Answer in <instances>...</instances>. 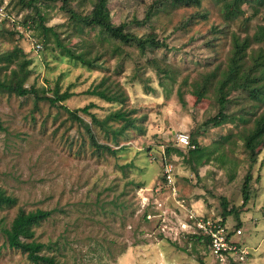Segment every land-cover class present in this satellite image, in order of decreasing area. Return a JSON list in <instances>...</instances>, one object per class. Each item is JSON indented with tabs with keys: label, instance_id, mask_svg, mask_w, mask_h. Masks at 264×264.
I'll return each mask as SVG.
<instances>
[{
	"label": "rangeland",
	"instance_id": "rangeland-1",
	"mask_svg": "<svg viewBox=\"0 0 264 264\" xmlns=\"http://www.w3.org/2000/svg\"><path fill=\"white\" fill-rule=\"evenodd\" d=\"M95 1L69 4L88 14ZM61 5L0 0V56L18 49L12 60L0 59V74L27 61L26 86L51 96L57 89L74 93L61 102L70 109L93 103L89 113L80 111L81 122L34 95L0 91V189L18 198L13 206L0 205V220L10 225L21 209H54L34 226V238L60 264H264V144L252 167L245 149L264 100L232 93L226 112L233 122L215 127L205 123L220 110L216 83L202 99L194 93L206 74L217 71V82L227 67L233 33L253 35L264 24V0H237L241 13L232 18L214 0H109L112 22L124 23L137 40L129 44L99 26L75 23ZM42 22L53 27L47 42ZM148 36L156 45L143 51L138 39ZM262 46L254 43L249 51ZM103 78L124 92V103L86 92ZM119 109L134 124L93 121V114L102 120ZM181 132L202 150L191 154L196 147L179 144ZM231 209L223 223L242 229L233 237L241 251L222 260L198 221L223 220ZM0 264L34 263L0 233Z\"/></svg>",
	"mask_w": 264,
	"mask_h": 264
},
{
	"label": "trees",
	"instance_id": "trees-1",
	"mask_svg": "<svg viewBox=\"0 0 264 264\" xmlns=\"http://www.w3.org/2000/svg\"><path fill=\"white\" fill-rule=\"evenodd\" d=\"M42 0H20V3L25 7L34 8L38 2ZM61 1V9L70 14V19L77 24L99 26L110 37L117 39L121 43L129 44L135 41V37L128 33L125 29V24L116 25L112 22L111 11L109 8V0H96L93 9L88 14H82L76 9L70 6V0H53ZM202 0H175V2L200 5ZM249 1V0H246ZM160 1H157L159 3ZM214 2L220 6L222 12L228 18L238 16L241 11L237 9V0H214ZM161 3V2H160ZM263 4V2L261 3ZM159 7L153 6V8ZM258 11L255 10V14ZM154 11L151 9L146 14L145 21H148ZM251 18V15H250ZM43 21V18H42ZM42 28L46 34L44 35L45 42L48 41V31H53V27H47L44 23H41ZM57 36V33H55ZM137 41V40H136ZM138 44L145 51L149 46H155V39L152 36L146 38H139ZM231 51L228 57L227 67L221 71L220 77L217 82V71H212L206 74L202 81H198L195 85L194 93L199 99L206 97L211 84L217 85V101L220 106L219 113L206 120L207 125H213L215 127L222 126L224 124L233 122L234 116L227 113L228 103L230 95L236 91H244L248 94V97L255 101L264 100V47L262 46L254 52H250L249 48L254 43L264 44V24L258 25L257 30L253 35H246L241 37L237 33H233L231 38ZM60 44V43H58ZM66 54L72 59L81 58L73 53L69 48H65ZM13 55H18V49H15L7 54L1 55L0 59L12 60ZM29 76V69L27 68V61L22 63L19 68L12 69L10 74H0V91L15 93L19 96L34 95L39 100L49 101L53 105H60L64 108L69 115L76 120L84 122L80 116V111L88 112L93 103L86 105L82 108L70 109L61 102L68 98H71L74 93L66 90L60 92L59 89L55 90L54 95H47L43 89L36 87L35 85L26 86L25 82ZM87 93L95 96H99L109 102H122L126 100V95L123 91H113L109 85H106V79L103 78L101 82L94 87L88 89ZM93 116V121L98 124H106L109 120H122L126 124L133 123L129 113L121 109L111 112L106 118L100 120ZM134 124V123H133ZM2 121L0 119V129L2 128ZM91 137L95 140V135L90 129ZM191 141L196 144L195 149H190L191 154L202 150L200 145L195 139ZM109 151H112L109 146L99 145ZM264 144V112L261 113L256 119L252 130L245 136V149L248 151L251 160V167L257 162L258 152L257 149ZM252 181V174L249 171L244 183V202L250 200V187ZM18 198L11 194H8L5 190L0 189V205L13 206L17 203ZM54 212V209L47 210L38 208L36 210L27 211L25 209L19 210L16 217L13 219L10 225L4 220H0V233L4 235L5 242L8 246L21 250L27 254V257L34 264H60L54 255H49L43 252L44 243L37 241L35 237L34 226L39 224L44 219L50 217ZM235 209H231L223 212L224 221L227 216L234 213ZM226 225V223H224ZM240 228V227H239ZM207 243L209 242L206 237Z\"/></svg>",
	"mask_w": 264,
	"mask_h": 264
},
{
	"label": "built area",
	"instance_id": "built-area-1",
	"mask_svg": "<svg viewBox=\"0 0 264 264\" xmlns=\"http://www.w3.org/2000/svg\"><path fill=\"white\" fill-rule=\"evenodd\" d=\"M41 44H38V48ZM176 139L182 146L195 148L190 136L185 133H178ZM198 227L202 230L205 237H208V246L210 250L220 259L228 256H235L241 251V244L233 237L242 233L241 228L234 230L228 229L227 225L220 221L199 218Z\"/></svg>",
	"mask_w": 264,
	"mask_h": 264
},
{
	"label": "clouds",
	"instance_id": "clouds-1",
	"mask_svg": "<svg viewBox=\"0 0 264 264\" xmlns=\"http://www.w3.org/2000/svg\"><path fill=\"white\" fill-rule=\"evenodd\" d=\"M193 143V142H192Z\"/></svg>",
	"mask_w": 264,
	"mask_h": 264
}]
</instances>
